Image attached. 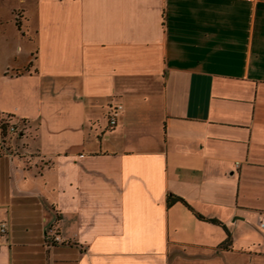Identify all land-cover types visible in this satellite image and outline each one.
Listing matches in <instances>:
<instances>
[{
  "label": "crops",
  "instance_id": "crops-1",
  "mask_svg": "<svg viewBox=\"0 0 264 264\" xmlns=\"http://www.w3.org/2000/svg\"><path fill=\"white\" fill-rule=\"evenodd\" d=\"M3 116L0 264H264V0H0Z\"/></svg>",
  "mask_w": 264,
  "mask_h": 264
},
{
  "label": "built area",
  "instance_id": "built-area-1",
  "mask_svg": "<svg viewBox=\"0 0 264 264\" xmlns=\"http://www.w3.org/2000/svg\"><path fill=\"white\" fill-rule=\"evenodd\" d=\"M121 108L122 107L120 104L108 105L106 111V121L108 128L112 127L115 124L117 114L121 110ZM0 124L1 125L3 124L5 126V133H6L3 141L1 139V144H6L9 141L8 136H12V135L18 136L23 131L22 123L20 124V126H18L17 124L12 123L7 116L5 117L3 116L0 118ZM6 229H7V223L5 221H0V232L5 233ZM45 239L49 244L63 242L53 225H48L45 228Z\"/></svg>",
  "mask_w": 264,
  "mask_h": 264
},
{
  "label": "trees",
  "instance_id": "trees-1",
  "mask_svg": "<svg viewBox=\"0 0 264 264\" xmlns=\"http://www.w3.org/2000/svg\"><path fill=\"white\" fill-rule=\"evenodd\" d=\"M21 123L23 124V122H21ZM5 135H6L5 126L3 124L2 125L0 124V137H1L2 141H3L4 137H5ZM176 201L181 202L185 206L189 207L188 204L182 198H180L179 196H176V195H173V194L167 195V197H166L167 205H169V204H171L173 202H176ZM227 239H228V236L225 239V243L228 242Z\"/></svg>",
  "mask_w": 264,
  "mask_h": 264
},
{
  "label": "rangeland",
  "instance_id": "rangeland-1",
  "mask_svg": "<svg viewBox=\"0 0 264 264\" xmlns=\"http://www.w3.org/2000/svg\"><path fill=\"white\" fill-rule=\"evenodd\" d=\"M12 136H14V135H12ZM14 137H16V136H14ZM9 151L10 152H17L16 149L15 148H12V147H10Z\"/></svg>",
  "mask_w": 264,
  "mask_h": 264
}]
</instances>
